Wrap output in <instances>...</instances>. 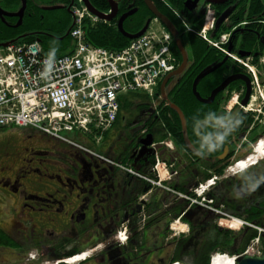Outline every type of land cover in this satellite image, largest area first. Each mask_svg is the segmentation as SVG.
<instances>
[{
  "label": "flooded vegetation",
  "instance_id": "obj_1",
  "mask_svg": "<svg viewBox=\"0 0 264 264\" xmlns=\"http://www.w3.org/2000/svg\"><path fill=\"white\" fill-rule=\"evenodd\" d=\"M216 1L178 0L177 5L168 0L186 18L202 19L208 7L217 18L228 13L217 33L222 27L233 30L228 49L258 63L264 53L260 54L264 31H259L264 17L249 14L253 0ZM254 1L264 8V0ZM74 2L27 0L20 26L15 27L19 20L15 16L0 20L22 37L40 33L24 29L29 4L43 10L58 4L73 16ZM0 6L8 12L22 7L21 0L14 9ZM242 8L246 19L238 23L234 16ZM122 14L112 21L117 23ZM243 41L250 49L242 47ZM229 61L224 80L235 74L245 78L232 81L218 93L212 103L221 102V109L213 118L222 120L240 109L233 121L245 115L247 123L231 137L222 126L233 122L212 124L209 139L223 138V143L208 144L211 147L202 155L186 156L176 150L158 101L149 109L135 108L116 119L101 141L99 156L40 131L33 130L25 136L31 140L25 142L23 135L0 129V251L10 258L8 264H69L65 260L76 255L86 258L77 264H202L214 253L217 240L233 239V253H225L238 256L248 231L255 230L264 239V156L255 147L264 140V122L263 117L255 121V114L243 107L256 93L258 83L231 58L222 65ZM193 62L189 52L187 69ZM257 71L259 87H263L264 74L260 67ZM247 81L251 95L245 105ZM233 83L240 87L229 92ZM235 91L241 94L239 103L228 110ZM202 126L200 133L208 138L201 132ZM170 140L172 147L168 146ZM240 162H246L245 170L240 169ZM210 179L212 186L198 197L194 188ZM193 198L198 201L192 202ZM235 219L242 225L233 232L224 222ZM259 244L263 250L262 240Z\"/></svg>",
  "mask_w": 264,
  "mask_h": 264
},
{
  "label": "built area",
  "instance_id": "obj_2",
  "mask_svg": "<svg viewBox=\"0 0 264 264\" xmlns=\"http://www.w3.org/2000/svg\"><path fill=\"white\" fill-rule=\"evenodd\" d=\"M164 1L180 20L186 34L197 35L253 74L258 87L248 105L243 107L255 114V121L263 117L264 122V86L259 87L257 71L260 67L264 74V54L257 63L229 50L233 30L212 36L218 20L213 8L208 7L202 19L193 16L186 18ZM72 14L74 27L70 35L74 51L71 54L57 57L45 55L38 39L0 47V129L29 127L99 156L94 149L79 141L89 140L100 144L106 130L112 128L118 117L119 96L140 90L155 99L157 84L176 70L179 63L173 51L172 33L157 18L141 37L132 39L129 45L120 50H114L95 46L87 40L85 26L88 22H98L99 18L81 1L73 6ZM240 95L234 92L228 110L238 105ZM172 143L169 141L168 146L172 147ZM240 150L238 147L237 151ZM239 164L240 169L246 166V162ZM212 183L210 179L194 188L198 197H203ZM197 201L192 199V202ZM233 221L234 226L241 223L236 219ZM260 252L261 244L256 238L244 253Z\"/></svg>",
  "mask_w": 264,
  "mask_h": 264
},
{
  "label": "trees",
  "instance_id": "obj_3",
  "mask_svg": "<svg viewBox=\"0 0 264 264\" xmlns=\"http://www.w3.org/2000/svg\"><path fill=\"white\" fill-rule=\"evenodd\" d=\"M40 1V0H38ZM43 1V0H42ZM171 3H176L178 5V0H170ZM20 0H0V4L7 9H14L18 7ZM47 2V0H44ZM94 7L100 11L108 12L110 4L108 0H90ZM158 9L164 12L173 23H175L177 30L179 31V36L184 42L186 47V39L189 43L187 49L191 53L193 58V66L188 68L182 75L177 76V82L170 80L167 87V96L166 100L161 96V81L157 84L155 99L158 100L157 108L160 111L161 118L164 120L165 129L167 131L168 137L173 139L176 145V150L181 153L185 152L186 156H193L203 154L208 151V148L211 147L206 143L198 140L194 133V126L201 119L209 117H217L216 112L221 109V102H214L210 105L204 104L197 100L196 96L193 94V81L198 76V74L209 68L210 66H217L225 58V55L220 51H217L215 48L211 47L208 43L201 40L197 35L194 34H185L184 27L181 24L180 20L176 18L173 12L167 7L164 1L154 0ZM76 3V2H75ZM131 1L122 0L119 4V12L125 13L128 10ZM31 5L27 10L26 18L24 19V29L28 31L39 30L40 33L27 34L25 36L18 35L19 31L7 28L4 26L3 22L0 20V42L11 41L14 38H17L18 42H34V40L39 39L44 48L45 55L50 56H60L71 54L74 51L73 38L70 35L71 30L73 29V16L68 12L62 9L55 10H43L42 8L36 6L35 4ZM135 6L138 8L137 12L128 17L124 22V28L129 33H136L140 31L147 20L154 18V15L149 11L144 0H137ZM251 10L249 14H258V16L264 17V8L259 5V2L251 3ZM34 13V14H33ZM234 18L236 22L243 21L245 17V8L239 9L236 12ZM227 31L228 28L222 27L221 31ZM260 32L264 31V25L261 26ZM85 34L87 35V40L95 45L102 46L107 49L120 50L121 48L129 45L130 41L118 30L116 21H110L109 23L98 20V22H88V25L85 26ZM242 47H248L245 41H243ZM250 49V48H249ZM173 51L176 53L178 58V66L181 65L183 60L182 54L179 51L176 42L173 44ZM264 52V48H261V53ZM222 54V55H221ZM257 61V58H255ZM230 62V61H229ZM227 62L224 65H221L219 69L214 72H211L209 76L202 78L198 83V92L203 97L210 95V92L220 85V83L225 79L226 74H228L227 66L231 64ZM177 66V67H178ZM236 68V67H235ZM237 69V68H236ZM171 84L173 86H171ZM238 83H233L228 89L229 92L235 88H239ZM228 98V96H226ZM225 98V99H226ZM120 111L118 117L124 116V114L133 112L135 108L139 110L149 109V106H152L153 98L148 95L147 92L143 91H134L123 93L119 96ZM170 103H175L177 106L181 107L184 112L185 117L187 118V128L189 139L193 141V148H189L183 137V130L181 128V120L177 112L170 106ZM247 117L245 115L240 116L232 124L222 126L223 129H227V137L233 135H238L244 127V124L247 123ZM113 127V126H112ZM212 128L214 126L204 125L202 126V133L208 137H212ZM111 128L106 130L104 137L110 132ZM102 139V140H103ZM82 143L86 146L93 145L94 143L89 140H83ZM101 145V143H100ZM97 150L99 151V145H97ZM90 148V147H89ZM94 148V147H93ZM91 149V148H90ZM222 151V150H221ZM220 152V151H219ZM207 178V177H206ZM260 237L262 240L263 252H264V239L259 233L255 230L248 231V234L244 235L241 241V246L238 248L237 253H242L249 246V243ZM233 239L217 240L214 244L213 252H229L230 254L233 251H230V246L233 245ZM211 256H206V259L202 264H211Z\"/></svg>",
  "mask_w": 264,
  "mask_h": 264
},
{
  "label": "water",
  "instance_id": "obj_4",
  "mask_svg": "<svg viewBox=\"0 0 264 264\" xmlns=\"http://www.w3.org/2000/svg\"><path fill=\"white\" fill-rule=\"evenodd\" d=\"M86 7H88L89 11L91 13H93L94 15H96L97 17H99L101 20L105 21V22H110L112 21L114 18H116L120 12H119V4L121 2V0H108L109 4H110V8L108 12H103L100 11L99 9L97 10L94 5L92 4V2H90V0H81ZM126 1H131L128 10L123 13L120 18L117 21V26H118V30L119 32H121L125 37H127L129 40L141 37L145 31L148 29L150 23H151V19L147 20L148 22L145 24V26L138 32L136 33H129L125 30L124 28V21L125 19H127L128 17H130L132 14H134L135 12H137L138 8L135 6V3L137 0H126ZM191 0H189L190 2ZM212 3L216 4V0H209ZM146 6L148 7L149 11H151V13L158 18L165 26L166 28L171 31V33L173 34L174 37V41L177 44V47L179 49V51L182 54V62L181 65L176 68L175 71L170 72L166 75V77L163 79L162 83H161V96L164 97L166 100L168 99L167 96V87H168V82L172 79L177 78V76L182 75L185 70L187 69V65H188V60H189V53L187 52V49L185 48L184 42H182V39L179 36V31L177 30V27L175 25V23L172 22V20L169 19V17L162 12L161 10L158 9L157 5L155 4L154 0H144ZM21 5L22 7L16 11V12H8L6 10H4L1 6H0V18L5 22V18L6 17H18L19 20L17 22V24L15 25V27H18L22 24L23 22V18H24V13L28 7L27 5V0H21ZM195 6V3L193 4V7ZM61 5H54V6H45V9L47 10H55V9H59L61 8ZM193 7H189V9H193ZM205 13V10L202 11V14ZM228 13H222L218 18L217 21V25H216V29L218 30V27L224 22V20L226 19ZM17 39H13L11 41H5V42H0V47L2 46H9L11 44H13V42H16ZM230 49L232 48V44H230ZM227 60V57L224 58L223 62L220 63L218 66H210L209 68L201 71L198 76L195 78V80L193 81V94L196 96V98L198 99V101L200 100L203 103L206 104H210L214 101L215 97L218 95V93H220L221 90H225L232 81L237 80V79H241V78H245L242 74H235V75H231V77L227 78L226 80H224L220 86H218L217 88H215L210 94V97H203L202 95H200V93L198 92V83L202 78H205L207 76H209V74L213 71H215L216 69L219 68V66H221L223 63H225ZM246 81V80H245ZM248 87L246 89V95L242 100V104H245L248 102L249 98H250V85L249 82L247 81ZM170 106L177 112L178 116L180 117L181 120V128L183 130V137L187 143V146L190 148H193V144L191 142V139H189V134H188V128H187V118L184 115V112L182 111L181 107L177 106L175 103H170ZM240 112V109H236L232 112L231 116L227 117V118H223L222 120L216 119V118H204L201 119L196 125H195V134L197 136V138H199L200 140H203L204 142H206L207 144L212 145V143H223V138H205L201 133H200V129L201 126L204 124H214V125H222V124H228L233 122V120L238 116ZM148 143H152L151 139H148ZM147 143V144H148ZM228 149H226L227 151ZM235 264H264V252L261 253L260 255H252V254H243L241 256H239L236 259V263Z\"/></svg>",
  "mask_w": 264,
  "mask_h": 264
},
{
  "label": "rangeland",
  "instance_id": "obj_5",
  "mask_svg": "<svg viewBox=\"0 0 264 264\" xmlns=\"http://www.w3.org/2000/svg\"><path fill=\"white\" fill-rule=\"evenodd\" d=\"M186 42V47H188L189 46V43H188V41H187V39L185 40ZM171 86H173L172 84H171ZM157 99H156V102H154V103H156L157 104ZM7 130V132H9V133H12V134H17V133H19L20 135H23L24 136V138H25V140H26V137L25 136H28L30 133H33V129H31V128H29V127H27V128H24V127H10V128H6L4 131H6ZM28 140H26L25 142H28L29 140H31V138H27ZM28 144V143H27ZM86 145H88V144H86ZM99 146H100V144H98ZM39 146V145H38ZM92 150L94 149L96 152L98 151L97 150V148H98V146H97V144L96 143H94L93 145H90L89 146ZM94 147V148H93ZM234 221L232 220V222L230 223V221H226V222H224V224H227V226H229L230 227V229H231V231H235V230H237V228L239 227V224H240V226H241V223H238V227L236 228L235 226H234V223H233ZM230 224H231V226H230ZM218 253H221V254H226L225 252H221V251H217V252H214V253H212V258L214 259L217 255L218 256H220ZM262 253V252H261ZM226 256H232V255H230V254H226ZM233 257V256H232ZM9 259L10 258H8L7 256H5L4 254H2L1 253V251H0V264H8L9 262ZM213 259H211L212 261H213ZM212 261H211V263H212Z\"/></svg>",
  "mask_w": 264,
  "mask_h": 264
},
{
  "label": "bare ground",
  "instance_id": "obj_6",
  "mask_svg": "<svg viewBox=\"0 0 264 264\" xmlns=\"http://www.w3.org/2000/svg\"><path fill=\"white\" fill-rule=\"evenodd\" d=\"M136 13V12H135ZM133 15V14H132ZM126 20V19H125ZM73 23H74V20H73ZM73 25V24H72ZM74 27V25H73ZM222 55V54H221ZM252 130V129H251ZM260 148H259V151L261 153L262 156H264V140L260 143ZM258 151V152H259ZM256 161V160H255ZM235 227L237 228L238 227V224L235 225ZM85 258V255H79L77 256L76 259H72L70 262H77V260H81ZM212 264H235V259L232 257V256H216L213 261H212Z\"/></svg>",
  "mask_w": 264,
  "mask_h": 264
},
{
  "label": "crops",
  "instance_id": "obj_7",
  "mask_svg": "<svg viewBox=\"0 0 264 264\" xmlns=\"http://www.w3.org/2000/svg\"><path fill=\"white\" fill-rule=\"evenodd\" d=\"M187 48V47H186Z\"/></svg>",
  "mask_w": 264,
  "mask_h": 264
}]
</instances>
